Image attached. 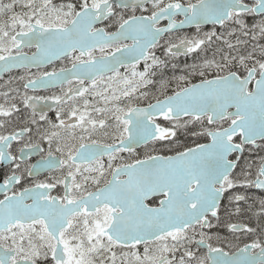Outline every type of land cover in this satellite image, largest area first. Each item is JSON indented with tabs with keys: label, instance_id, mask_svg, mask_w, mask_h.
Segmentation results:
<instances>
[{
	"label": "snow or ice",
	"instance_id": "obj_1",
	"mask_svg": "<svg viewBox=\"0 0 264 264\" xmlns=\"http://www.w3.org/2000/svg\"><path fill=\"white\" fill-rule=\"evenodd\" d=\"M0 264H264V0H0Z\"/></svg>",
	"mask_w": 264,
	"mask_h": 264
},
{
	"label": "flooded vegetation",
	"instance_id": "obj_2",
	"mask_svg": "<svg viewBox=\"0 0 264 264\" xmlns=\"http://www.w3.org/2000/svg\"><path fill=\"white\" fill-rule=\"evenodd\" d=\"M61 65L59 63L56 64V67H60ZM50 70V68L48 69ZM33 71H35V69H33ZM41 94H44V93H41ZM142 151V150H141ZM53 194H56V193H53Z\"/></svg>",
	"mask_w": 264,
	"mask_h": 264
}]
</instances>
